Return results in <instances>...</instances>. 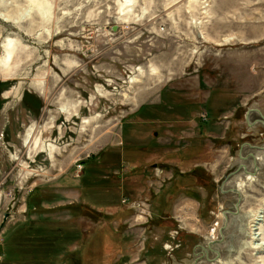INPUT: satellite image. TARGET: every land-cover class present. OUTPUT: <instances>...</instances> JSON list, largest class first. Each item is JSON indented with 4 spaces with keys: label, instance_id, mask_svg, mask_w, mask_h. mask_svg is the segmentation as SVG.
<instances>
[{
    "label": "rangeland",
    "instance_id": "374dc122",
    "mask_svg": "<svg viewBox=\"0 0 264 264\" xmlns=\"http://www.w3.org/2000/svg\"><path fill=\"white\" fill-rule=\"evenodd\" d=\"M263 245L264 0H0V264Z\"/></svg>",
    "mask_w": 264,
    "mask_h": 264
},
{
    "label": "bare ground",
    "instance_id": "6f19581e",
    "mask_svg": "<svg viewBox=\"0 0 264 264\" xmlns=\"http://www.w3.org/2000/svg\"><path fill=\"white\" fill-rule=\"evenodd\" d=\"M11 59V56L9 57V59L8 60H10ZM6 66H7V68H9L10 66H9V62L8 61H6ZM67 107V106H66ZM66 107H64L62 110H61V112H63V113H66V114H69V112H70V109H69V111H68V109H66ZM71 108V107H70ZM72 110V109H71ZM89 123V121H85L84 122V125H86V124H88ZM30 136V135H29ZM28 136V137H29ZM31 141V140H30ZM38 144H39V142L37 141L36 142V147H38ZM42 148L43 149H45V150H47L48 152H49V154L52 156V154H53V150H52V146L51 147H43L42 146ZM260 219H257L256 221H259ZM261 221V220H260ZM262 222V221H261ZM254 235H256V234H254ZM258 241V240H257ZM264 246V245H263ZM259 247H260V245H259Z\"/></svg>",
    "mask_w": 264,
    "mask_h": 264
},
{
    "label": "water",
    "instance_id": "95a60500",
    "mask_svg": "<svg viewBox=\"0 0 264 264\" xmlns=\"http://www.w3.org/2000/svg\"><path fill=\"white\" fill-rule=\"evenodd\" d=\"M115 30H116V28H115Z\"/></svg>",
    "mask_w": 264,
    "mask_h": 264
}]
</instances>
